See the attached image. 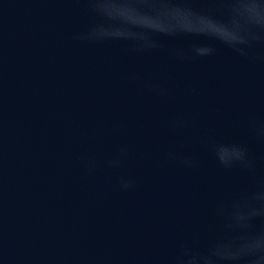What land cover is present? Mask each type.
I'll return each mask as SVG.
<instances>
[{"label":"water","instance_id":"1","mask_svg":"<svg viewBox=\"0 0 264 264\" xmlns=\"http://www.w3.org/2000/svg\"><path fill=\"white\" fill-rule=\"evenodd\" d=\"M0 264H264V0H0Z\"/></svg>","mask_w":264,"mask_h":264}]
</instances>
